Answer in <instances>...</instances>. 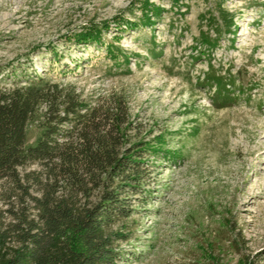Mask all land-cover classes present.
I'll return each instance as SVG.
<instances>
[{
  "label": "rangeland",
  "instance_id": "obj_1",
  "mask_svg": "<svg viewBox=\"0 0 264 264\" xmlns=\"http://www.w3.org/2000/svg\"><path fill=\"white\" fill-rule=\"evenodd\" d=\"M143 1L0 0V65L23 63L86 98L121 91L131 137L164 147L149 161L148 201L133 198L134 214L111 228L125 235L115 264H264V0H148L162 9L139 26ZM93 25L127 63L68 40ZM206 34L219 41L211 51ZM211 68L241 91L231 105L212 103ZM37 134L30 124L29 141ZM1 183L0 225L12 220Z\"/></svg>",
  "mask_w": 264,
  "mask_h": 264
},
{
  "label": "trees",
  "instance_id": "obj_2",
  "mask_svg": "<svg viewBox=\"0 0 264 264\" xmlns=\"http://www.w3.org/2000/svg\"><path fill=\"white\" fill-rule=\"evenodd\" d=\"M142 6L145 16L138 25H151L150 16H159L162 8L148 0ZM127 23L133 26L129 21L118 26ZM102 28L93 25L68 40L103 45L116 64L127 63L122 47L103 41ZM206 35L203 46L211 51L219 41ZM211 70L203 83L215 89L212 103L231 105L240 90ZM30 124L38 127L32 142ZM135 128L121 91L86 98L75 85L29 71L23 63L0 65V182L12 216L0 225V264H115L121 256L115 241L125 235L111 228L134 214L133 198L148 201L149 161L165 150L134 140Z\"/></svg>",
  "mask_w": 264,
  "mask_h": 264
}]
</instances>
